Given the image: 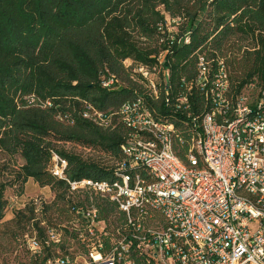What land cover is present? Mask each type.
Segmentation results:
<instances>
[{
  "label": "trees",
  "instance_id": "obj_1",
  "mask_svg": "<svg viewBox=\"0 0 264 264\" xmlns=\"http://www.w3.org/2000/svg\"><path fill=\"white\" fill-rule=\"evenodd\" d=\"M167 16L179 18L171 32ZM201 55L212 70L207 86L199 79ZM222 60L232 104L251 83L253 94L264 88V0H0V224L7 189L22 193L30 179L50 187L55 203L64 205L58 216L68 217L65 225L50 218L46 224L33 206L16 212L11 223L18 230L34 221L42 246L34 264L81 247L70 222L88 196L71 194L66 179L54 174V154L67 162L64 177L116 179L132 128L110 113L136 102L174 126L175 148L186 159L202 117L216 108L211 89ZM139 65L152 70L157 94L150 78L135 70ZM105 78L114 84L104 87ZM89 106L108 117V127L83 116ZM69 143L99 149L117 162L86 158ZM124 170L146 173L141 166ZM94 204L102 218L111 217L110 230L126 227L114 202L95 196ZM52 230L62 234L59 242L50 240Z\"/></svg>",
  "mask_w": 264,
  "mask_h": 264
},
{
  "label": "built area",
  "instance_id": "obj_2",
  "mask_svg": "<svg viewBox=\"0 0 264 264\" xmlns=\"http://www.w3.org/2000/svg\"><path fill=\"white\" fill-rule=\"evenodd\" d=\"M178 21L169 17L166 25ZM220 63L216 91L211 89L216 108L202 117L186 159L175 148L174 126L158 122L136 102L110 113L132 128L116 179L64 177L67 162L54 154L60 162L54 174L66 179L71 194H84L88 200L76 208L79 223L70 222L81 247L58 251L38 264H264V88L253 94L256 85L251 83L232 104L228 71ZM135 70L150 78L157 94L152 70L145 65ZM211 73L210 60L199 56L203 86ZM114 82L105 78L103 85L109 88ZM83 116L101 127L110 124L92 106ZM127 166H141L146 173H130L124 170ZM95 196L114 202L126 218L125 228L110 230L111 217H101ZM35 203L41 206L42 199ZM49 238L59 242L62 234L52 230ZM26 240L38 255L40 239Z\"/></svg>",
  "mask_w": 264,
  "mask_h": 264
},
{
  "label": "rangeland",
  "instance_id": "obj_3",
  "mask_svg": "<svg viewBox=\"0 0 264 264\" xmlns=\"http://www.w3.org/2000/svg\"><path fill=\"white\" fill-rule=\"evenodd\" d=\"M168 18L169 16H167V19ZM170 25L171 24H168L170 29L173 30V27ZM125 62L126 64L132 63L130 60H126ZM57 120L62 122L65 127H72L70 124H73V122H66L59 117H57ZM67 147L74 149L78 153H81L86 158L105 161L113 166L117 162L114 157L102 153L99 149L90 147L86 148L70 143L67 144ZM54 157L55 156H53V159ZM18 162L22 163V160L19 159ZM57 164H60V162L58 163L54 159V163L52 165L53 172ZM6 198L8 200L6 216L4 218V222L0 224V244L2 248V260H0V264H34V259L32 258L33 254L29 250L26 240L27 236H36L37 234V231L33 230L34 227L32 224L34 221L30 223V225H27L25 229L23 226L18 230L17 227L11 223V220L15 217L17 211L27 210L29 206H33L36 209L35 214L37 219L42 218L47 224L48 218H50L52 221H54V223L65 225L67 224L68 217H66V215H61L60 217L58 216L60 214L59 206L64 205L63 203L60 205L55 203L58 202L56 199V194L50 189V187H41L33 179H30L27 184L24 185V191L22 193H20L19 187H9L6 191ZM79 198L81 199L83 196L81 195ZM38 199H42V205L37 207L34 206V203L38 201ZM76 219L77 218L75 216L74 221L78 224L79 221ZM80 219L82 220V218ZM15 232L18 235L17 238L13 239Z\"/></svg>",
  "mask_w": 264,
  "mask_h": 264
}]
</instances>
